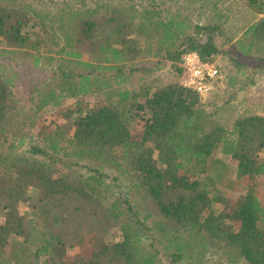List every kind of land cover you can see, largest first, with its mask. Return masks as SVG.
I'll list each match as a JSON object with an SVG mask.
<instances>
[{"label":"trees","instance_id":"16d2710c","mask_svg":"<svg viewBox=\"0 0 264 264\" xmlns=\"http://www.w3.org/2000/svg\"><path fill=\"white\" fill-rule=\"evenodd\" d=\"M107 1L40 13L26 0H0V56L8 61L0 67V264H6L10 244L13 258L32 256L43 264H160L161 251L169 264L185 253L188 264H201L209 250L229 264H264V116L221 123L203 111L192 88L170 83L142 98L143 92L123 87L143 59L156 60L151 70L166 60L180 73L186 53L212 63L233 52L237 67L246 61L264 66V0H242L255 20L235 43L222 16L201 24L189 10L155 0ZM51 54L63 60L40 105L59 108L62 99H71L72 106L50 135L29 138L30 158L10 157L4 144L11 139L20 146L25 138L8 122L18 121L16 74L9 68L28 58L33 66L42 58L49 63ZM98 92L106 98L82 99ZM125 116L142 123L139 137ZM218 147L236 163L239 197L230 212H214L213 203L225 200L210 192L212 178L199 176L209 174L207 160ZM85 161L98 166L87 175L69 170ZM58 165L64 173L58 174ZM188 166L197 173H183ZM105 167L118 169V176H106ZM121 176L130 181L123 190ZM129 192L139 212L126 199ZM20 205H28L27 212L20 213ZM114 226L119 240L108 234Z\"/></svg>","mask_w":264,"mask_h":264},{"label":"rangeland","instance_id":"374dc122","mask_svg":"<svg viewBox=\"0 0 264 264\" xmlns=\"http://www.w3.org/2000/svg\"><path fill=\"white\" fill-rule=\"evenodd\" d=\"M30 3L36 11L38 12H57L59 8L69 7L73 9H79L83 5L92 7L97 0H26ZM135 1V0H134ZM160 7H171L172 9L179 8L180 10H189L188 12L194 17V22H204L212 21L217 16H222L227 18L225 23V28L228 30V36L233 40L232 42H237L243 35L244 30L251 25L255 20V16L251 11L247 10L242 0H226L225 5L220 6L222 0H155ZM100 3H108L107 0H100ZM147 5L148 2H143ZM203 37L200 38L202 42ZM0 48H3L0 45ZM238 54H233V52H227L218 56L212 64H214L219 70V79H217L216 91L207 96H201L202 98V109L207 114H212L215 119L224 123L225 121L231 120L234 116H245L249 114H259L264 116V66L254 67V63H248L246 61V67L235 66L232 63L235 56ZM50 58L49 63L46 62L45 58H42L37 66H33L32 58H28L25 61L18 60L17 63H12L10 66L11 73L16 74V83L13 86V98L15 100L16 114L18 116V121L11 120L9 117L8 122L11 124L16 123V132L20 137H24L25 141L23 145H17V142H11L9 139L7 143L4 144L3 152L9 154L10 157H24L30 158L28 149L31 144L29 143L30 137H35L36 133L50 135L52 130L56 125L63 124L61 112L69 109L72 106L73 101L71 99H62L59 108H51L50 106H41L40 100L43 98V93L48 90L47 82L50 79L54 69H56L58 63L62 61L61 55L51 54L48 55ZM261 56H264L261 54ZM85 59V58H84ZM156 60L143 59L139 62L138 67L140 68L136 73L128 76V82L123 86L131 93L135 94V88L140 87H157L155 85H164L171 82L178 83L179 77L182 75L177 72L176 67H170L169 65L164 66V61L158 65V68H162L159 79L161 81L148 77V70H151V66ZM8 63L2 56H0V67L6 66ZM166 64V63H165ZM180 66V65H179ZM7 67V66H6ZM165 67V68H163ZM0 68V69H1ZM244 68V69H243ZM158 73V72H157ZM143 81V84H142ZM153 83V84H151ZM142 93V92H141ZM207 97V98H206ZM105 92H98L92 95H86L82 99L87 101H100L105 99ZM112 101L116 102V97H112ZM126 118V116H125ZM130 120L129 126L130 131L135 137H139L142 132V123L138 120L132 119L130 117L126 118ZM71 134V133H70ZM10 143L15 145L9 146ZM220 147L214 150L212 156L207 160V167L209 169V174H200V178H212V184L209 186V190L212 194L218 193L223 198L224 202L213 203V210L215 213L220 211L230 212L231 208L234 206L236 200L239 197V193L236 191L234 185V165L236 163L230 160L229 157L223 156L220 152ZM31 158L42 159L41 156H31ZM72 159H69L71 161ZM214 162H218L216 165ZM98 166L97 163L91 161H85L79 165L69 167V170L75 171L79 174L87 175L91 173ZM65 167L58 165V174L64 173ZM108 177L118 176V169L114 167H105L103 170ZM196 171V172H194ZM207 171V169H206ZM187 176H193L197 173V169L188 166L187 171L183 172ZM129 180L123 176L119 177L117 182L120 186V190H123L129 184ZM134 211L139 212V208L135 205L133 201V192H129L126 198ZM225 206V207H224ZM28 205L18 206L20 213L27 212ZM140 216L136 214L135 217H131L130 220L135 222L136 218ZM123 218L122 220H124ZM2 219H0L1 221ZM121 220V218H120ZM152 233V231H151ZM109 236L113 237L115 240L120 239L121 232L118 231V226H114L109 231ZM159 238L158 233L155 236L154 242L157 247L159 243L157 239ZM151 244V239L148 238L143 241L142 247L148 249L147 247ZM11 246V244H10ZM10 246H6L5 249V260L6 264H43L42 258L39 260L34 259L32 256L29 258L17 257L16 259L12 257V252L9 250ZM161 247V246H160ZM159 247V248H160ZM84 247L73 249L72 252L67 253L68 258L75 256V250H83ZM85 250V249H84ZM162 250V249H161ZM34 251V250H32ZM161 263L169 264L170 257L169 254L163 253L161 251ZM187 255V253H185ZM184 256L180 261L174 264H188L189 260L187 256ZM160 256V255H159ZM31 262V263H30ZM201 264H229L225 259H223L218 252L215 250H209L202 257ZM242 264V263H236Z\"/></svg>","mask_w":264,"mask_h":264},{"label":"built area","instance_id":"2783aa9c","mask_svg":"<svg viewBox=\"0 0 264 264\" xmlns=\"http://www.w3.org/2000/svg\"><path fill=\"white\" fill-rule=\"evenodd\" d=\"M180 68L181 86L196 90L200 96L211 95L216 91L219 70L214 64L204 63L196 53L190 52L182 56Z\"/></svg>","mask_w":264,"mask_h":264},{"label":"crops","instance_id":"0c3cea01","mask_svg":"<svg viewBox=\"0 0 264 264\" xmlns=\"http://www.w3.org/2000/svg\"><path fill=\"white\" fill-rule=\"evenodd\" d=\"M225 5V4H224ZM166 63V64H165ZM165 65H169L170 67H174L175 66V64H173V63H171V62H169V61H164V66ZM151 66H153V65H151ZM178 66V65H177ZM179 67V66H178ZM163 68H165V67H163ZM140 68L138 67V69H137V71L136 72H138V71H141V70H139ZM161 70H162V68H158V67H156V68H154L153 70H149L148 72H149V74L147 75L148 77H150V78H152V81H154V79H156V80H159V81H161V78L159 79V72H161ZM181 71V70H180ZM135 72V73H136ZM158 72V73H157ZM181 73V72H180ZM180 78H181V76L179 77V79H178V84L180 83ZM171 83H175V82H171ZM142 84H143V81H142ZM151 84H153V83H151ZM168 84H170V83H168ZM165 85H167V84H164V85H160V86H158V85H155V86H157V87H154V86H152V87H140V88H135V94L137 95L138 93H140V92H143L144 93V96L142 97V98H146V97H149L156 89H158V88H161V87H163V86H165ZM180 85V84H179ZM141 98V99H142ZM202 98L203 97H201V104H202ZM207 98V97H206ZM145 99H142V101H144Z\"/></svg>","mask_w":264,"mask_h":264}]
</instances>
